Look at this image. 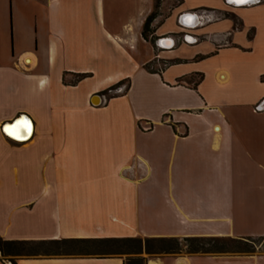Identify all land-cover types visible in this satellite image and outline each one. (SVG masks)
I'll use <instances>...</instances> for the list:
<instances>
[{
	"label": "crops",
	"instance_id": "obj_1",
	"mask_svg": "<svg viewBox=\"0 0 264 264\" xmlns=\"http://www.w3.org/2000/svg\"><path fill=\"white\" fill-rule=\"evenodd\" d=\"M175 1L145 40L155 0H0V239L264 236V0ZM20 115L33 123L23 142L1 129ZM147 264H264V253Z\"/></svg>",
	"mask_w": 264,
	"mask_h": 264
},
{
	"label": "trees",
	"instance_id": "obj_2",
	"mask_svg": "<svg viewBox=\"0 0 264 264\" xmlns=\"http://www.w3.org/2000/svg\"><path fill=\"white\" fill-rule=\"evenodd\" d=\"M157 4H155L156 7ZM156 12L146 19L142 36L146 40L151 33V23ZM120 83L106 92L115 91ZM261 246L264 253V236L233 238L227 236L199 237H137L106 239H51V240H2L0 256L28 257H95L129 255L124 264H147L143 253L156 254H221L255 252Z\"/></svg>",
	"mask_w": 264,
	"mask_h": 264
},
{
	"label": "water",
	"instance_id": "obj_3",
	"mask_svg": "<svg viewBox=\"0 0 264 264\" xmlns=\"http://www.w3.org/2000/svg\"><path fill=\"white\" fill-rule=\"evenodd\" d=\"M260 1L261 0H247V3H237V2H235V0H226V2L228 4H232L234 6L253 5V4L259 3ZM181 20H182V22H184V24H183L184 26H189V27L192 26L193 27V26H196L198 24L196 15L192 14V13L182 14ZM97 99H98V101H97ZM91 103L94 105H98L100 103L99 96L94 95L91 99ZM263 103H264V100H263ZM25 119L28 122V128L27 129L25 128V126L22 122ZM9 126H14L12 128V133H13L12 135H9L8 131L5 130V129L9 128ZM1 129L6 136H8V137H10L16 141H22L23 142V141L29 140V138L31 137L32 132H33V123L31 122V120L27 116L20 115L19 117L12 120L11 122L3 124ZM17 135H19L21 138L17 139L16 138Z\"/></svg>",
	"mask_w": 264,
	"mask_h": 264
},
{
	"label": "rangeland",
	"instance_id": "obj_4",
	"mask_svg": "<svg viewBox=\"0 0 264 264\" xmlns=\"http://www.w3.org/2000/svg\"><path fill=\"white\" fill-rule=\"evenodd\" d=\"M155 4L156 7L154 9V12H156V15H159L160 17L158 18V23H161L165 20V18L168 16V14L170 13V10L172 8L173 5H176L177 2L175 0H155ZM169 26V25H168ZM152 39V45H154V41H153V36L150 37ZM158 50L155 48V52H154V55H158ZM157 60V59H156ZM156 60H153L150 64H149V69L150 67L152 68H155L156 66L159 68V67H165L167 64H168V61L166 60H162L160 59L159 62H157ZM102 75H105L104 72H102ZM101 77V76H99ZM73 80V79H72ZM75 80V79H74ZM73 80V81H74ZM120 87H123V86H120ZM119 89V88H118ZM118 89L116 88L115 91H112V92H106V91H103L101 93H103V95H105L106 98H112V97H115L117 95H119V92H118ZM263 248H261V246H256L255 247V252L254 253H263L262 252ZM181 254H185V253H181ZM224 254H236V253H224ZM164 255H170V254H165V253H156V254H147V253H144L142 254V256L144 258H148V257H151V256H154V257H161V256H164ZM124 257V259H127L129 255H122Z\"/></svg>",
	"mask_w": 264,
	"mask_h": 264
},
{
	"label": "snow or ice",
	"instance_id": "obj_5",
	"mask_svg": "<svg viewBox=\"0 0 264 264\" xmlns=\"http://www.w3.org/2000/svg\"><path fill=\"white\" fill-rule=\"evenodd\" d=\"M235 2H237V3H247V0H235ZM22 122H23L25 128L27 129V128H28V122H27V120L25 119V120H23ZM13 127H14V126H9V128L5 129L6 131H8L9 135H12V134H13V133H12V128H13ZM16 138H17V139H20L21 137H20L19 135H17Z\"/></svg>",
	"mask_w": 264,
	"mask_h": 264
},
{
	"label": "built area",
	"instance_id": "obj_6",
	"mask_svg": "<svg viewBox=\"0 0 264 264\" xmlns=\"http://www.w3.org/2000/svg\"><path fill=\"white\" fill-rule=\"evenodd\" d=\"M261 1H262V0H261ZM261 1H260V2H261ZM202 14H204V13H202ZM207 16H208V15H207Z\"/></svg>",
	"mask_w": 264,
	"mask_h": 264
},
{
	"label": "bare ground",
	"instance_id": "obj_7",
	"mask_svg": "<svg viewBox=\"0 0 264 264\" xmlns=\"http://www.w3.org/2000/svg\"><path fill=\"white\" fill-rule=\"evenodd\" d=\"M170 43V42H169ZM96 100V99H95ZM97 101H98V99H97Z\"/></svg>",
	"mask_w": 264,
	"mask_h": 264
}]
</instances>
